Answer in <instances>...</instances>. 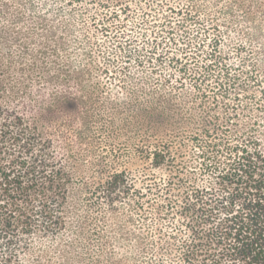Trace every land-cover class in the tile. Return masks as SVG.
Masks as SVG:
<instances>
[{
    "label": "rangeland",
    "instance_id": "rangeland-1",
    "mask_svg": "<svg viewBox=\"0 0 264 264\" xmlns=\"http://www.w3.org/2000/svg\"><path fill=\"white\" fill-rule=\"evenodd\" d=\"M96 1L0 0V61L9 68V82L18 85V104L29 99L44 107L56 103L61 84L43 85L42 74L64 84L71 70L84 72L76 84L80 90L77 111H70L71 118L53 113L47 126L57 156L72 178L64 209L67 226L56 237L38 234L23 264H86L85 249L93 258L99 250L101 260L112 253L119 264H156L153 257L157 251L169 263L171 257L164 250L168 249L171 225L162 206L168 189L173 187L171 191L178 195L186 183L203 179L191 134L199 119L207 116L204 112L210 110L213 92L207 90L203 101L201 91L193 89L192 83H199L204 90L216 79L227 81L217 67L201 81V65L213 48L212 39H221L216 53L225 55L223 62L232 67L229 73L237 77V84L253 83L249 74L264 82V53L256 41L247 39L246 31L236 32L230 24L225 26L220 11L225 3L236 15L249 9L251 17L243 24L253 26L252 21H263L264 16V8L256 4L218 0L217 5L214 0H195L200 7L193 16L184 17L166 6L184 5L185 0H148L150 6L146 0H124L130 5L126 12L109 3L110 8L117 7L115 18ZM145 19H150L148 24L143 23ZM154 25L165 26L166 31L173 28L170 33L159 31L164 38L158 45ZM167 76L170 79L164 82V90L176 93L173 101L178 106L179 129L173 136L165 130L164 136L152 134L148 141L152 145L157 141L167 144L177 160L173 166H156L147 155L151 144L144 137L146 124L129 105L134 101L135 88L144 79L154 85L157 78ZM179 77L184 84L176 88L174 79ZM68 88L73 91L72 83ZM261 91L264 96V84H251L247 90L237 87L225 100L238 104V124L232 127L242 131L256 122L255 134L264 141ZM234 92L239 96L236 100L232 98ZM217 94L220 97L221 93ZM6 101L9 104L8 98ZM215 109L224 116L225 108ZM53 120L55 134L50 130ZM120 171L135 186L110 207L99 195L98 184ZM169 177H174L173 183H167ZM150 186L152 192L148 191Z\"/></svg>",
    "mask_w": 264,
    "mask_h": 264
},
{
    "label": "trees",
    "instance_id": "trees-1",
    "mask_svg": "<svg viewBox=\"0 0 264 264\" xmlns=\"http://www.w3.org/2000/svg\"><path fill=\"white\" fill-rule=\"evenodd\" d=\"M194 1L185 0L187 3L184 5L176 3L178 5L174 6L171 3L166 6L169 4L166 3L165 6L177 15L193 16L196 8L200 7ZM214 1L219 4L218 0ZM96 2L99 7L108 8L115 18L118 16L117 7L121 12H126L130 6L124 0ZM112 2L117 5L116 8L109 7ZM146 2L149 3L148 0ZM234 2L240 5L246 2L264 8V0ZM229 6L225 3L220 9L226 22L224 25L230 24L236 32L246 31L247 39L256 41L259 51L264 53V16L263 21H252L253 26L245 25L243 21H249L252 12H247L248 9L242 15H236L231 13L233 10ZM144 12L148 15L147 11ZM149 20L145 19L143 23L148 24ZM244 26H249V29L243 30ZM156 27L153 34L157 35L154 40L155 45H158L164 38L159 31H166V27ZM172 31L173 28L166 32ZM212 40L214 44H211L213 48L207 53V62L201 65V81L211 76V71L216 67L227 81L216 79L214 85L207 84L204 90H201L199 83H192L193 89L201 91L203 101L208 96L207 90L213 92L210 95V110L204 112L207 116L200 117L198 125L191 131V141L196 148L195 159L203 179L186 183L178 195L171 191L173 187L168 189L162 206L169 218L167 222L171 225L167 232L168 249L164 251L171 258L166 263L163 254L155 251L153 259L156 264H264V141L255 134L258 130L254 128L256 122L242 131L232 127L238 124L235 123L239 115L238 104L225 100L237 87L247 90L251 84L262 86L264 82L257 75L249 74V80L253 83L237 84V77L229 73L232 67L223 62L225 55L216 53L215 48L221 39ZM257 65L260 66L259 61ZM8 73V66L0 61V264H23L24 255L31 250L38 234L56 237L67 226L64 209L72 178L57 156L58 151L47 126L53 113H62L71 118L70 111H77L80 90L76 84L81 81L84 72L80 69L71 70L64 84L42 74L43 85L61 84L56 103H50L48 107L30 99L18 104V85L9 82ZM168 79L170 76L157 78L154 85L144 79L135 88L136 93H131L134 101L129 105L146 124L147 134L144 137L151 144L147 155L151 156L156 166H173L177 160L167 144L162 145V141H157L152 145L148 141L152 134L164 136L163 132L166 131L173 136L175 129H179L178 106L173 101L176 93L164 90V82ZM174 82L176 88L184 84L180 77L175 78ZM70 83L73 91L68 88ZM43 93L44 90L40 96ZM217 93H221L220 97ZM261 95L264 98L262 91ZM238 97L234 92L232 98L236 100ZM220 99L223 100L220 102ZM216 107L225 108L224 116L216 111ZM54 128L57 125H54L53 120L50 130L55 134ZM173 178L169 177L167 183H173ZM178 181L183 182L180 176ZM98 186L99 195L112 207L135 184L120 171L110 174ZM153 190L151 186L148 188L150 192ZM177 236L179 239L173 245ZM161 246L162 243L159 249ZM84 251L89 261L86 264H119L118 257L112 253L104 255L105 259L101 260L99 250L97 258H93L86 249Z\"/></svg>",
    "mask_w": 264,
    "mask_h": 264
}]
</instances>
